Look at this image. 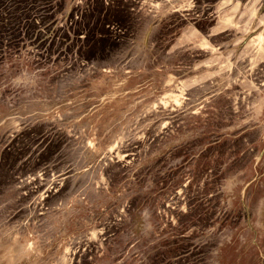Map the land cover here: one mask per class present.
I'll return each instance as SVG.
<instances>
[{"label":"rangeland","instance_id":"374dc122","mask_svg":"<svg viewBox=\"0 0 264 264\" xmlns=\"http://www.w3.org/2000/svg\"><path fill=\"white\" fill-rule=\"evenodd\" d=\"M221 1L0 0V264H264V0Z\"/></svg>","mask_w":264,"mask_h":264},{"label":"crops","instance_id":"0c3cea01","mask_svg":"<svg viewBox=\"0 0 264 264\" xmlns=\"http://www.w3.org/2000/svg\"><path fill=\"white\" fill-rule=\"evenodd\" d=\"M165 1L178 2L179 4H181L180 6L182 8H186L189 5V3H190V0H165ZM238 7L239 6L235 2V0H222L220 2V10L222 12H224V16L222 17L223 21L219 22L220 26L215 28V31L212 32V35H217V34L223 32V31H226L227 27L231 23L230 20H232L231 19L232 15L236 12ZM193 36H194V34H193Z\"/></svg>","mask_w":264,"mask_h":264},{"label":"trees","instance_id":"16d2710c","mask_svg":"<svg viewBox=\"0 0 264 264\" xmlns=\"http://www.w3.org/2000/svg\"><path fill=\"white\" fill-rule=\"evenodd\" d=\"M43 1H46V0H41V2H43ZM31 27V26H30ZM34 26H32L31 27V29L33 30L34 28H33ZM96 31H98L99 32V30H96ZM95 33H97V32H95ZM27 35H29V32H25V33H23V34H21V36L19 37V41L20 42H24V41H26L25 40V36H27ZM93 40H92V43H91V52H90V54L89 55H91V54H93V52L94 51H98L101 47H102V45L105 43V40H103V39H100V37L98 36L97 37V39H94V37L92 38ZM7 156V155H6ZM6 156H4V158L6 159Z\"/></svg>","mask_w":264,"mask_h":264}]
</instances>
